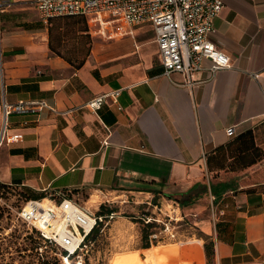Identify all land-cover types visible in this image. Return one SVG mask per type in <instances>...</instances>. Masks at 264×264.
<instances>
[{"label": "crops", "instance_id": "1", "mask_svg": "<svg viewBox=\"0 0 264 264\" xmlns=\"http://www.w3.org/2000/svg\"><path fill=\"white\" fill-rule=\"evenodd\" d=\"M0 1V133L4 100L46 101L58 111L8 115L0 183L31 199L170 193L193 216L206 264H264V0H224L212 38L232 67L213 73L203 59L190 78L165 75L150 24L85 16L88 33L103 41L77 66L51 49L52 19L44 21L36 0ZM113 91L119 96L96 112L84 106ZM246 132L263 156L235 170Z\"/></svg>", "mask_w": 264, "mask_h": 264}, {"label": "built area", "instance_id": "2", "mask_svg": "<svg viewBox=\"0 0 264 264\" xmlns=\"http://www.w3.org/2000/svg\"><path fill=\"white\" fill-rule=\"evenodd\" d=\"M36 5L46 23L59 16L84 15L92 22L102 24L110 20L129 28L150 24L159 60L167 76L178 71L190 78L193 72L202 68L203 59L211 60L213 73L232 67L231 56L212 38L215 18L225 7L224 0H36ZM1 6L0 1V11ZM251 75L259 78L258 73ZM119 93L120 91H113L99 95L84 106L96 112L107 98H117ZM2 109L5 123L0 133V146L5 139L7 117L12 112L43 109L58 112L46 101L22 100L8 103L4 100ZM73 111L71 109L62 114ZM227 133L233 136L235 127L228 128ZM9 139L17 141L18 137L12 136ZM109 194L111 192L97 189L89 195V201L97 195L103 200L100 205H107L110 202ZM11 195H21L17 186L0 187V200ZM80 200L81 197L68 196L64 192L49 194L41 199L26 197L16 211V218L31 232L36 230L46 244H54L67 251V255L62 254L67 264H83V255L91 240V233L105 218H113L115 212L110 215L96 214L82 206ZM153 220L148 215L143 217L145 224L152 223ZM153 238H158V234L152 233L150 241Z\"/></svg>", "mask_w": 264, "mask_h": 264}, {"label": "rangeland", "instance_id": "3", "mask_svg": "<svg viewBox=\"0 0 264 264\" xmlns=\"http://www.w3.org/2000/svg\"><path fill=\"white\" fill-rule=\"evenodd\" d=\"M78 35L87 33L78 31ZM89 35L88 41L81 38L83 41L77 45L71 41L72 45L62 51H75L83 57L94 42L103 41L99 33ZM20 194L0 200V264H67L62 258L61 247L46 244L36 230L31 232L17 220L16 211L26 198ZM108 197L110 202L105 208H112L116 212L113 218H105L99 223L83 255V264H145L141 257H145L150 248L153 264H206L201 233L191 222L193 216L186 209L178 210L170 198L163 199L158 195L148 198L145 194L125 192L111 193ZM89 199V195H84L79 203L99 214L102 211V198L94 195ZM183 213L187 216L183 217ZM145 215L154 218L148 232L158 234V238L149 239L150 248L147 249L143 248L147 230L143 222Z\"/></svg>", "mask_w": 264, "mask_h": 264}, {"label": "trees", "instance_id": "4", "mask_svg": "<svg viewBox=\"0 0 264 264\" xmlns=\"http://www.w3.org/2000/svg\"><path fill=\"white\" fill-rule=\"evenodd\" d=\"M64 22V24H63ZM58 23V24H57ZM61 23L63 25H61ZM78 31L86 32L87 35H78ZM81 38H87V41L90 39V35L88 34V22L84 15H68V16H59L55 17L51 20L50 26V47L54 50L58 55L65 58L70 63L81 66L86 57L90 54L91 48L88 52L83 56L80 57L77 53L70 52L66 53L63 52L62 49L67 47L68 45H77L78 42H82ZM72 41V44L70 42ZM84 43V42H83ZM237 148L239 149V154L236 158L239 159L240 163L242 164L239 167H235V170H244L248 166H251L261 160L263 156L262 150L256 146L254 136L252 132H246L239 137V141L237 143ZM7 186L5 184L0 183V187ZM165 196L172 199L174 198L173 195L170 193H164ZM31 199V198H30ZM180 202L181 206H184L185 203L181 202L180 200L176 199ZM116 212L112 208H105V205H102V211L99 214L103 215H110L111 213ZM145 224V223H144ZM147 230H145V245L143 248L147 249L150 248V235L152 232H148L149 228L152 226V223L145 224ZM98 227L94 229V231L90 235L91 237L94 236L95 232H97ZM63 255H67V251H62ZM207 258L210 261L211 253L207 250ZM139 254V253H138ZM140 256V254H139ZM152 256V248L148 249L145 257H141L145 264H153L151 261Z\"/></svg>", "mask_w": 264, "mask_h": 264}]
</instances>
